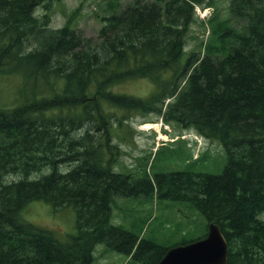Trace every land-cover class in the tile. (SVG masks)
I'll return each mask as SVG.
<instances>
[{"label":"trees","instance_id":"1","mask_svg":"<svg viewBox=\"0 0 264 264\" xmlns=\"http://www.w3.org/2000/svg\"><path fill=\"white\" fill-rule=\"evenodd\" d=\"M40 1L0 0V76L24 87L20 105L0 108V264H91L100 243L157 264L172 246L112 221L117 197L138 196L189 202L225 234L227 264H264V0H229L202 56L186 39L196 6L215 0H131L96 37L50 27ZM138 78L148 95L115 90ZM138 114L218 141L223 170L117 171L114 136ZM33 200L73 207L76 231L26 220Z\"/></svg>","mask_w":264,"mask_h":264},{"label":"rangeland","instance_id":"2","mask_svg":"<svg viewBox=\"0 0 264 264\" xmlns=\"http://www.w3.org/2000/svg\"><path fill=\"white\" fill-rule=\"evenodd\" d=\"M130 1L41 0L34 15L47 19L50 27H60L70 22L80 28L85 36L96 37L103 17L124 8ZM215 2L212 8L197 11L198 17L186 39V49L189 52L197 51L198 56L205 53L204 44L211 37L214 38L213 28L231 17L229 0ZM153 88L149 79L138 78L119 83L115 90L146 96ZM23 98L21 75L0 76V108L18 106ZM123 128L121 135L114 136L113 140L120 149L113 159L117 171L136 174L147 168L152 174L175 170L219 173L227 162L226 152L218 141L196 135L194 130L162 125L161 118L154 114H138L132 119L131 126ZM157 148L160 150L156 153ZM42 169L46 172L47 167L43 166ZM40 174L34 173L33 176ZM23 216L37 226L53 230L63 239L76 231V212L71 206L54 209L47 201L33 200L27 204ZM112 221L129 230H142L143 236L166 246H174L185 239H198L208 231L206 218L192 204L157 197H117ZM94 255L91 264H142L101 243L95 247Z\"/></svg>","mask_w":264,"mask_h":264},{"label":"water","instance_id":"3","mask_svg":"<svg viewBox=\"0 0 264 264\" xmlns=\"http://www.w3.org/2000/svg\"><path fill=\"white\" fill-rule=\"evenodd\" d=\"M228 243L218 224L211 222L205 237L168 249L157 264H227Z\"/></svg>","mask_w":264,"mask_h":264},{"label":"bare ground","instance_id":"4","mask_svg":"<svg viewBox=\"0 0 264 264\" xmlns=\"http://www.w3.org/2000/svg\"><path fill=\"white\" fill-rule=\"evenodd\" d=\"M148 126V125H147ZM112 219H113V217H112ZM221 232L223 233V231L221 230ZM223 235L225 236V234L223 233ZM225 238H226V236H225ZM226 240H227V238H226ZM227 243H228V241H227ZM228 250H229V244H228Z\"/></svg>","mask_w":264,"mask_h":264}]
</instances>
